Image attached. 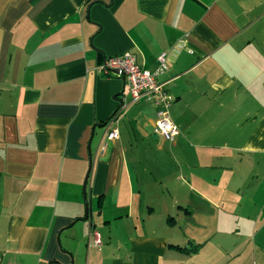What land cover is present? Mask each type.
Here are the masks:
<instances>
[{"label":"crops","instance_id":"crops-1","mask_svg":"<svg viewBox=\"0 0 264 264\" xmlns=\"http://www.w3.org/2000/svg\"><path fill=\"white\" fill-rule=\"evenodd\" d=\"M179 43L176 142L145 101L107 142L129 97L94 69L131 52L154 71ZM0 264H264V1L0 0Z\"/></svg>","mask_w":264,"mask_h":264},{"label":"built area","instance_id":"built-area-1","mask_svg":"<svg viewBox=\"0 0 264 264\" xmlns=\"http://www.w3.org/2000/svg\"><path fill=\"white\" fill-rule=\"evenodd\" d=\"M264 1V0H263ZM183 45L179 43L172 51L163 52L158 57V66L154 71L141 67L137 56L131 52L109 57L99 64L95 69L96 75L123 80L126 88L125 96L129 101L123 99L120 107L110 120V126L105 134L107 142H115L120 138L119 129L114 125L124 116L125 110L131 104L145 101L157 108L155 133L165 142L174 144L179 136V130L171 117V107L175 101L174 97L165 89L161 78L168 72L174 55L178 54ZM102 145L101 149H105ZM94 245L101 246L98 234L94 236Z\"/></svg>","mask_w":264,"mask_h":264},{"label":"rangeland","instance_id":"rangeland-1","mask_svg":"<svg viewBox=\"0 0 264 264\" xmlns=\"http://www.w3.org/2000/svg\"><path fill=\"white\" fill-rule=\"evenodd\" d=\"M103 137H104V130L96 136V138H95V140L93 142V148H96L98 146V144H100V142L103 139ZM153 143L158 144L159 142L154 141ZM163 152L166 155H168V150L166 148L164 149ZM246 201L247 200H244L243 203H245ZM96 206L97 205L94 203V206H93V216L95 215V212L97 211ZM246 208L248 209V206ZM259 210H260V208H258V206L255 207L254 210H253L254 215H252V217L257 218V220H261L262 219L261 213L258 212ZM248 211H250V210H248ZM239 230L240 231L236 230L234 233L231 234V236L232 235H234V236H237L238 235L237 237H240L241 238V240L244 243V247L245 246L252 245V242H253L252 241V236L254 235V232L248 231V229L247 228H244V227H240ZM88 244H89V241H88V239H86L84 245H80L79 252H78V254H79L78 257H79V261L80 262H83L85 260V257L87 256L88 251L91 250V252H92V250H93L94 243L91 242V244H89V246H88ZM261 259L262 258H260V263H261ZM69 260H70V262L72 260L74 261V258L72 256H69Z\"/></svg>","mask_w":264,"mask_h":264},{"label":"trees","instance_id":"trees-1","mask_svg":"<svg viewBox=\"0 0 264 264\" xmlns=\"http://www.w3.org/2000/svg\"><path fill=\"white\" fill-rule=\"evenodd\" d=\"M169 248L176 250L178 252L181 253H185V254H189V253H194L198 251V246H194V247H180V246H176V245H169Z\"/></svg>","mask_w":264,"mask_h":264},{"label":"water","instance_id":"water-1","mask_svg":"<svg viewBox=\"0 0 264 264\" xmlns=\"http://www.w3.org/2000/svg\"><path fill=\"white\" fill-rule=\"evenodd\" d=\"M125 85V84H124ZM92 140H93V136L90 140V144L92 143ZM90 171H91V168L89 169V172L86 176V180H85V184H84V199H85V202H86V212H85V217H84V220H87L88 218V201H87V195H86V185H87V182H88V179H89V176H90Z\"/></svg>","mask_w":264,"mask_h":264}]
</instances>
